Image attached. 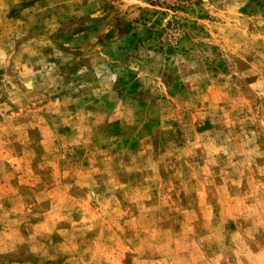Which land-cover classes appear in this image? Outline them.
Wrapping results in <instances>:
<instances>
[{"label":"rangeland","instance_id":"rangeland-1","mask_svg":"<svg viewBox=\"0 0 264 264\" xmlns=\"http://www.w3.org/2000/svg\"><path fill=\"white\" fill-rule=\"evenodd\" d=\"M10 1L0 264H264V0Z\"/></svg>","mask_w":264,"mask_h":264},{"label":"crops","instance_id":"crops-1","mask_svg":"<svg viewBox=\"0 0 264 264\" xmlns=\"http://www.w3.org/2000/svg\"><path fill=\"white\" fill-rule=\"evenodd\" d=\"M12 2L10 0H0V31L6 30L8 25H16L11 18L7 17V9L11 6ZM37 4V3H36Z\"/></svg>","mask_w":264,"mask_h":264}]
</instances>
